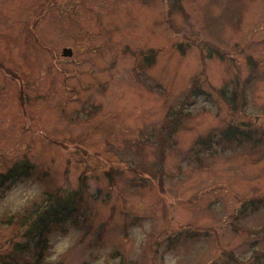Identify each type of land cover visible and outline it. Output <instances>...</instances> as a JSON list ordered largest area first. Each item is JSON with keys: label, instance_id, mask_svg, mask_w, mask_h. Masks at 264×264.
I'll use <instances>...</instances> for the list:
<instances>
[{"label": "rangeland", "instance_id": "obj_1", "mask_svg": "<svg viewBox=\"0 0 264 264\" xmlns=\"http://www.w3.org/2000/svg\"><path fill=\"white\" fill-rule=\"evenodd\" d=\"M0 63V174L35 168L0 198L1 253L12 215L85 174L106 233L56 236L54 261L264 263V142L223 140L264 130V0H0Z\"/></svg>", "mask_w": 264, "mask_h": 264}, {"label": "trees", "instance_id": "obj_2", "mask_svg": "<svg viewBox=\"0 0 264 264\" xmlns=\"http://www.w3.org/2000/svg\"><path fill=\"white\" fill-rule=\"evenodd\" d=\"M221 95L227 99L229 104L234 106V110L239 104L240 109H244L246 104L239 90L231 95L227 91H223ZM22 101H25V96L22 97ZM172 127L167 126V129L162 131L161 136L170 137L171 134L167 133ZM164 131L166 133H163ZM223 140L226 142L234 141L238 145L244 142L262 143L264 142V130L260 131L249 126V124L243 128L229 127L223 133ZM206 141H209V138ZM206 141L202 140V144H206ZM160 165H162L161 159ZM160 165L154 164L155 168L159 167V169ZM33 169L35 170L29 161L25 160V162H17L7 173L0 174V198L5 189L10 191L12 185L16 186L18 182L27 180ZM150 169H152L151 166H143V171L146 173ZM61 191L60 189L57 193L44 192L40 203L34 201L24 210L11 216L8 223L16 225L17 232L7 241L6 251L0 252V264H69L53 260L55 255L53 241L56 236L66 235L70 230L81 233L80 242H84L85 239L93 236L92 242L89 243L90 249H96L100 246L108 227V224H102L95 229L93 223L95 204L103 202L101 201V192L91 194L88 177L85 174L79 178L78 189L66 190L65 193ZM103 200L109 199L103 198ZM258 204L259 201L251 203V212L257 210ZM242 216L246 215L243 214ZM179 238H177L178 241ZM190 238L192 237L188 235L185 239ZM256 259L251 260V262L257 264L258 260ZM105 264L132 263H128L122 253L115 250L109 254V261Z\"/></svg>", "mask_w": 264, "mask_h": 264}, {"label": "water", "instance_id": "obj_3", "mask_svg": "<svg viewBox=\"0 0 264 264\" xmlns=\"http://www.w3.org/2000/svg\"><path fill=\"white\" fill-rule=\"evenodd\" d=\"M63 57H69L71 58L73 56L72 49L65 48L62 52Z\"/></svg>", "mask_w": 264, "mask_h": 264}, {"label": "flooded vegetation", "instance_id": "obj_4", "mask_svg": "<svg viewBox=\"0 0 264 264\" xmlns=\"http://www.w3.org/2000/svg\"><path fill=\"white\" fill-rule=\"evenodd\" d=\"M2 66H3V65L0 63V67H2ZM7 75H9V74H7ZM9 76H10V75H9ZM22 97H24V96L21 95V98H20V99H21V102H22V104H23ZM25 99H27L26 96H25ZM27 101H28V99H27ZM24 102H25V101H24Z\"/></svg>", "mask_w": 264, "mask_h": 264}]
</instances>
